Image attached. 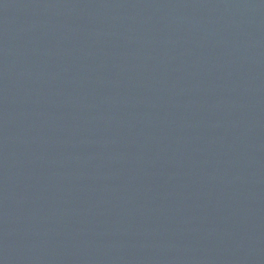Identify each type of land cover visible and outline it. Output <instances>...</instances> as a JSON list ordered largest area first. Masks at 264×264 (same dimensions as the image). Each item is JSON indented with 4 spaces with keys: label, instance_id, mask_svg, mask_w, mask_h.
Listing matches in <instances>:
<instances>
[{
    "label": "water",
    "instance_id": "1",
    "mask_svg": "<svg viewBox=\"0 0 264 264\" xmlns=\"http://www.w3.org/2000/svg\"><path fill=\"white\" fill-rule=\"evenodd\" d=\"M0 264H264V0H0Z\"/></svg>",
    "mask_w": 264,
    "mask_h": 264
}]
</instances>
